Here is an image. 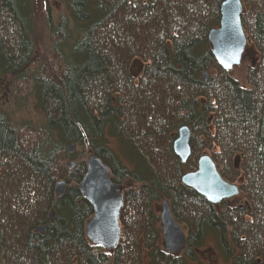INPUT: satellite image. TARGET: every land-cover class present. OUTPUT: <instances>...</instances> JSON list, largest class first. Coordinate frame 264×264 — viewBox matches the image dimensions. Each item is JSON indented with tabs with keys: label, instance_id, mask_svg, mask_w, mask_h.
<instances>
[{
	"label": "trees",
	"instance_id": "1",
	"mask_svg": "<svg viewBox=\"0 0 264 264\" xmlns=\"http://www.w3.org/2000/svg\"><path fill=\"white\" fill-rule=\"evenodd\" d=\"M64 1L69 17L51 28L34 67L30 0H0V70L45 122L15 124L0 111L1 264H197L209 237L233 264H264V0H242L257 58L247 90L210 44L226 0ZM183 126L192 132L184 164L174 150ZM206 154L239 186L240 204L213 205L183 184ZM92 158L124 196L111 252L86 230L95 210L80 185ZM60 182L67 189L57 197ZM164 200L188 236L177 255L161 246Z\"/></svg>",
	"mask_w": 264,
	"mask_h": 264
},
{
	"label": "water",
	"instance_id": "2",
	"mask_svg": "<svg viewBox=\"0 0 264 264\" xmlns=\"http://www.w3.org/2000/svg\"><path fill=\"white\" fill-rule=\"evenodd\" d=\"M222 5L220 28L213 30L209 39L213 54L221 69L232 72L235 67L242 64L248 44L242 26L244 5L242 0H226ZM204 78L208 79L207 73L204 74ZM191 136V128L183 126L179 130L178 139L174 144L175 154L183 164L187 163L191 156ZM76 148L75 144L71 146L70 154H74ZM87 164L86 176L80 186L82 194L95 210L94 217L86 227L87 234L98 246L111 251L120 242L119 215L123 207L124 196H122L118 185L113 182V174L109 167L97 158L90 159ZM68 165L70 171L75 169V163L69 162ZM182 182L213 205H219L240 195L239 186L223 180L209 155L202 157L197 171L186 173ZM55 188L57 197H62L67 189V184L60 182ZM162 205L160 216L165 252L177 255L187 248L188 236L173 215L171 204L164 200ZM50 217V220L55 222L53 213ZM45 231L46 227L36 230L40 234H45Z\"/></svg>",
	"mask_w": 264,
	"mask_h": 264
},
{
	"label": "rangeland",
	"instance_id": "3",
	"mask_svg": "<svg viewBox=\"0 0 264 264\" xmlns=\"http://www.w3.org/2000/svg\"><path fill=\"white\" fill-rule=\"evenodd\" d=\"M30 3H31V14H32L31 22L33 24L32 35L34 38L35 46H37V52L35 55L36 61L34 64V67H36L40 65V62L42 60L41 53L43 51H48L51 48L50 46L51 28L58 29L59 25L61 24L60 23L61 18L64 16L65 18H68L69 12L67 11L66 1L64 0H30ZM246 48L247 49L244 54L243 57L244 60L242 64L240 66L235 67V69L231 72V75L236 81L240 83L243 89L247 90L249 88L248 81H246L247 68L249 66H253L256 63L257 58L253 48L249 46H246ZM11 84H12L11 77L9 75H3V72L0 70V111L8 114L12 122L15 124L31 123L34 126H39V127L40 125H43L45 123L43 113L37 110L35 103L32 101H29L28 104L27 103L25 104V102L23 101H20L18 99L16 100L11 95V91H10ZM110 146L121 157V159L125 161V157L123 155L122 149H119L117 147V144L113 140H111ZM79 151L80 148H76L74 153H78ZM69 162H73L76 165V159L75 161L70 160ZM68 169H69V165H68ZM240 198L241 195L227 200L226 201L227 205L230 207L240 204L241 203ZM162 202L163 201H160L158 204L159 216H160L161 208L163 206ZM161 224L162 223L160 216L159 225L162 229L160 238H161V246L162 248H164L163 227L161 226ZM185 234L187 236L186 231ZM198 258L199 261L197 264H233V260H227L225 257L222 256V253L220 252L219 247L217 246L216 241L213 237H209V239L206 241L204 248L198 254ZM145 260H146V264L151 263V261L147 257ZM0 264H1V257H0Z\"/></svg>",
	"mask_w": 264,
	"mask_h": 264
}]
</instances>
